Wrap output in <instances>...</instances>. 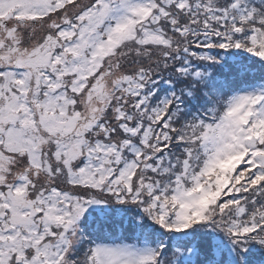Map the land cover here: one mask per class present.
<instances>
[{"label":"snow or ice","instance_id":"obj_1","mask_svg":"<svg viewBox=\"0 0 264 264\" xmlns=\"http://www.w3.org/2000/svg\"><path fill=\"white\" fill-rule=\"evenodd\" d=\"M0 264H264V0H0Z\"/></svg>","mask_w":264,"mask_h":264}]
</instances>
